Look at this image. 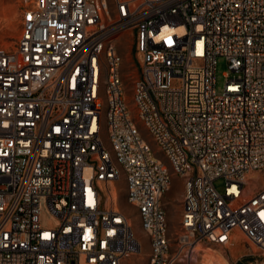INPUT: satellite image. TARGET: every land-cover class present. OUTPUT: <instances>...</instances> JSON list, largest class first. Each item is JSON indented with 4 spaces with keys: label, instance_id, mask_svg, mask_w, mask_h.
Returning a JSON list of instances; mask_svg holds the SVG:
<instances>
[{
    "label": "built area",
    "instance_id": "1",
    "mask_svg": "<svg viewBox=\"0 0 264 264\" xmlns=\"http://www.w3.org/2000/svg\"><path fill=\"white\" fill-rule=\"evenodd\" d=\"M21 3L0 48V264H124L144 247L123 192L147 264H189L234 229L264 257V0Z\"/></svg>",
    "mask_w": 264,
    "mask_h": 264
},
{
    "label": "rangeland",
    "instance_id": "2",
    "mask_svg": "<svg viewBox=\"0 0 264 264\" xmlns=\"http://www.w3.org/2000/svg\"><path fill=\"white\" fill-rule=\"evenodd\" d=\"M113 2V0H109ZM21 0H0V48H11L21 31ZM123 56V65L127 69L129 61L134 56L132 45L127 43V46L121 48ZM232 72L228 70L227 62L223 57H218L215 67L216 90L220 92L222 86ZM145 135V131L142 130ZM157 157H162V153L153 148ZM172 185L168 192L163 196V202L167 211V223L170 232H176L179 229V211H180V195L182 192V180L175 176L172 177ZM217 190H223L222 179H216L214 182ZM124 192L121 194L123 208L133 218L134 229L136 236L143 244V251L139 255L128 257L124 264H147L148 239L144 232L140 229L135 211L124 202ZM258 249L249 243L243 234H239L236 240H233L227 247L223 246H208L205 244L199 245L197 251L192 255L189 264H264V257L258 254Z\"/></svg>",
    "mask_w": 264,
    "mask_h": 264
},
{
    "label": "bare ground",
    "instance_id": "3",
    "mask_svg": "<svg viewBox=\"0 0 264 264\" xmlns=\"http://www.w3.org/2000/svg\"><path fill=\"white\" fill-rule=\"evenodd\" d=\"M175 31H177V32H182L183 31V27L182 26H179V27H177L176 29H175ZM178 178V177H177ZM172 181H173V179H172ZM172 185V184H171ZM169 191V190H168ZM167 191V192H168ZM117 192H118V189H117ZM117 200H118V197L116 196V202H117ZM119 201L121 202V204H122V201H121V197L119 198ZM126 214H127V216L129 217V221H130V223L133 225V229H134V221H133V218L130 216V215H128V213L126 212ZM134 232H135V229H134ZM233 236H232V238H233V240H236L237 239V236L240 234H242V233H240L237 229H234L233 230ZM137 237V236H136ZM138 238V237H137ZM199 247V245H197L195 248H194V253H195V251H197V248ZM193 255V254H192ZM192 255H191V259H192ZM190 259V260H191Z\"/></svg>",
    "mask_w": 264,
    "mask_h": 264
},
{
    "label": "snow or ice",
    "instance_id": "4",
    "mask_svg": "<svg viewBox=\"0 0 264 264\" xmlns=\"http://www.w3.org/2000/svg\"><path fill=\"white\" fill-rule=\"evenodd\" d=\"M29 19H31L30 17H29ZM169 43H171V40L169 39V41H168Z\"/></svg>",
    "mask_w": 264,
    "mask_h": 264
}]
</instances>
